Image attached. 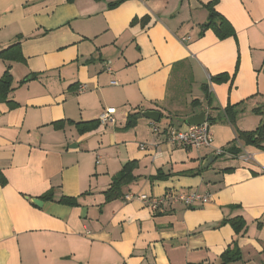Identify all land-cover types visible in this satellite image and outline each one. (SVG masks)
Returning <instances> with one entry per match:
<instances>
[{"label": "crops", "instance_id": "obj_1", "mask_svg": "<svg viewBox=\"0 0 264 264\" xmlns=\"http://www.w3.org/2000/svg\"><path fill=\"white\" fill-rule=\"evenodd\" d=\"M212 1L0 0V52L19 42L25 58H0L18 104L0 102V264H223L234 245L241 259L228 264H264V150L238 142L224 112L238 105L243 132L264 120L253 112L264 104V0H220L215 10L236 31L223 40L202 30ZM222 74L231 79L211 82ZM107 109L116 124L79 132ZM146 111L161 114L156 133ZM202 112L214 119L212 147L167 141ZM130 162L135 180L107 200ZM169 191L212 200L159 213L124 200ZM236 217L247 223L239 235L222 224Z\"/></svg>", "mask_w": 264, "mask_h": 264}, {"label": "trees", "instance_id": "obj_2", "mask_svg": "<svg viewBox=\"0 0 264 264\" xmlns=\"http://www.w3.org/2000/svg\"><path fill=\"white\" fill-rule=\"evenodd\" d=\"M71 1V0H70ZM220 0H214L212 2H209L208 4H203L204 8L207 9L209 12L208 20L205 24L202 25L203 32L205 30L212 29L214 33L217 35V37L221 40L229 38V37H236V31L232 27V25L229 23L228 20H226L222 15H220L216 10L215 6L219 3ZM122 1H119L115 4H112L110 7H116L119 5ZM200 35H203L201 32ZM0 58L5 61H11V62H23L25 61L24 56L21 52V46L20 43H16L12 45L11 47L3 50L0 52ZM231 79V77L228 74H222L219 76L212 77L211 82L213 83H225L228 82ZM12 83H13V76L11 74V68L8 67L2 77L0 78V102L7 103L11 109L17 107L18 104L15 102L9 100L8 95L12 90ZM206 99H209L208 94V86L203 87ZM237 106H231L229 105L225 110V115L229 121V123L235 128L236 130V140L238 142H243L244 146L249 147H255L258 150H264V120L261 122L259 127L252 132H243L237 129L236 126V119L238 116V112L236 110ZM256 115H263L264 114V104L257 107L253 111ZM140 114H134L129 116L130 123L128 126H133L137 119L139 118ZM208 121L210 125L214 123V119H212L210 116L208 117ZM59 124H56L58 126ZM100 125V121H92L87 123H81L77 124V127L79 129V132H85V131H91L94 128H97ZM236 148V147H235ZM234 147L230 149V152L238 156L241 154L242 149H235ZM235 149V150H233ZM134 162H130L126 164L122 170L113 178L111 188L105 193L107 200H114L118 198H122V192L121 189L123 186L128 185L129 183L133 182L135 180V177L133 175V169H134ZM1 182L2 184H6V180L4 176L1 175ZM43 200H53L52 193H47L42 196ZM61 203L69 205V206H77V199L76 198H62ZM222 224H230L231 227L234 229L235 233L237 235L243 233L247 228V223L242 217H236L234 219L230 220H224ZM263 226L262 223H258V228H261ZM241 259V252L237 245H234L233 247H229V249L221 256L220 260L223 264H228L229 262H235Z\"/></svg>", "mask_w": 264, "mask_h": 264}, {"label": "built area", "instance_id": "obj_3", "mask_svg": "<svg viewBox=\"0 0 264 264\" xmlns=\"http://www.w3.org/2000/svg\"><path fill=\"white\" fill-rule=\"evenodd\" d=\"M186 39V38H185ZM116 85V82H112ZM84 90V89H83ZM100 122L103 125H114L116 124L115 111L113 109H107L100 117ZM151 129L153 132L158 131L157 123H152ZM166 139L169 143L182 146V147H193V148H207L212 147L214 143V136L211 131V125L208 121V115L206 113V121L199 126H189L185 130H179L169 128L166 131ZM225 150L216 149L218 155H224ZM247 160L249 156H246ZM141 200L155 213L165 212L174 205H183L188 208H192L196 205H206L212 200V196L209 193H201L199 191L191 192H175L169 191L164 196L153 198L145 194L137 195H125L124 200L129 202L132 200Z\"/></svg>", "mask_w": 264, "mask_h": 264}, {"label": "water", "instance_id": "obj_4", "mask_svg": "<svg viewBox=\"0 0 264 264\" xmlns=\"http://www.w3.org/2000/svg\"><path fill=\"white\" fill-rule=\"evenodd\" d=\"M142 116L153 122H159L161 118V114L157 111H146L142 113ZM205 121H206V112H202L198 114L197 116L189 119L187 123L191 126H199L205 123ZM33 203L39 207L43 205V202L39 199H34Z\"/></svg>", "mask_w": 264, "mask_h": 264}, {"label": "rangeland", "instance_id": "obj_5", "mask_svg": "<svg viewBox=\"0 0 264 264\" xmlns=\"http://www.w3.org/2000/svg\"><path fill=\"white\" fill-rule=\"evenodd\" d=\"M190 86H191V85H190ZM186 87H189V86H186ZM189 88H190V87H189ZM190 89H191V90H201V89H200V86L197 85V84H195L194 86L192 85ZM194 96H195V95H194ZM227 161H229V160H227ZM224 162H226V160H225V158H223V157H221V158H219V159L217 160V163H218L219 165H222Z\"/></svg>", "mask_w": 264, "mask_h": 264}]
</instances>
